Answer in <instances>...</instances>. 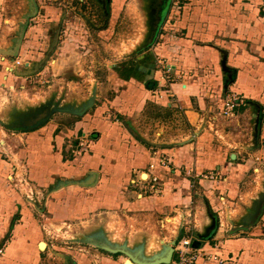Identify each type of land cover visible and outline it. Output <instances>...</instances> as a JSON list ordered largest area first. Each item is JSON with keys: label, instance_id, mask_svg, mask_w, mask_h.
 I'll list each match as a JSON object with an SVG mask.
<instances>
[{"label": "crops", "instance_id": "obj_1", "mask_svg": "<svg viewBox=\"0 0 264 264\" xmlns=\"http://www.w3.org/2000/svg\"><path fill=\"white\" fill-rule=\"evenodd\" d=\"M131 1L22 0L17 15L0 20V85L16 88L7 83L13 78L24 88V78L46 70L53 51L55 63L83 56L87 50L80 49L93 41L91 29L116 27ZM262 1L185 0L176 13L165 0L155 42L136 57L107 65L104 80L94 77L90 111L54 113L34 130L3 131L0 264H63L52 261L60 255L54 249H62L52 232L69 219L105 213L162 223L178 213L183 221L174 241L192 236L201 249L221 245L218 253L237 264H264V213L255 225L242 223L264 195ZM72 25L81 31L73 35ZM20 57L33 61L8 71ZM231 92L246 102L226 119L219 109ZM83 136L89 145L79 152ZM162 157L169 159L167 167L159 165ZM151 163L162 193L139 197L133 181L146 178ZM212 171L221 178L203 177ZM70 248L68 264L127 261L102 248ZM177 259L174 249L168 264Z\"/></svg>", "mask_w": 264, "mask_h": 264}, {"label": "rangeland", "instance_id": "obj_2", "mask_svg": "<svg viewBox=\"0 0 264 264\" xmlns=\"http://www.w3.org/2000/svg\"><path fill=\"white\" fill-rule=\"evenodd\" d=\"M21 2L22 0H0V20L2 16L17 15L20 12L19 4ZM164 2L165 0H132L126 9L128 12H123L116 27L92 30L88 26V29L90 28L92 31L89 38H92L93 41L85 44V48L80 49L81 51L87 50L86 54L78 56L76 60L72 56L70 58L72 61L64 60L55 63L57 55L54 51L51 52L45 62L46 70L35 77L24 78V88H20L19 86L22 85L20 81L13 78L7 83L11 85L14 81L15 85H18L16 88L3 87L1 85L5 84V81L2 80V84L0 83V135L3 131H24L12 130L9 127L21 124L24 119L28 121L30 118L33 119L41 115H36V113L48 112L57 107L80 109L85 106L97 92V81H94V77L98 76V80H104L107 65L118 64L128 58L136 57L155 42L157 24L160 20L158 7H161ZM262 2L259 5V15L264 21ZM71 13L73 16L76 15L74 10ZM70 21L76 22L74 19ZM74 22L70 24H74ZM75 26H69V32L71 31L73 35L81 31ZM85 29L87 30L86 27ZM72 42L78 44L76 41ZM77 49L79 50V48ZM71 55L73 52L67 54L68 57ZM19 60L24 64H18V66L25 65L26 68L30 66V61H33L26 57H20ZM110 95L108 94L109 98ZM55 113L56 115L62 114L61 112ZM260 176L262 177V175ZM260 213L261 210L257 208L256 202L251 209V214L242 220V223L249 225ZM173 216V219L168 218V221L163 223L158 221L161 218L124 213H105V216H96L94 219L91 216L69 219L65 221L67 223L60 225L61 228L57 232H52L53 240L58 247L62 248L54 249L60 255L53 254L52 261L61 263L64 261L65 264H68V260L65 262L64 258L69 255L74 256V254H70V251H74L70 246L103 251L93 243L94 241L112 246H125L141 259L151 260L163 251L165 246L169 247L173 244V239L177 235L175 227L183 221V217L178 213ZM221 217L224 221V213ZM75 240L83 244H79ZM170 241H172L171 244ZM92 244H94V248L91 247ZM115 255L122 259L129 258L124 253H115Z\"/></svg>", "mask_w": 264, "mask_h": 264}, {"label": "built area", "instance_id": "obj_3", "mask_svg": "<svg viewBox=\"0 0 264 264\" xmlns=\"http://www.w3.org/2000/svg\"><path fill=\"white\" fill-rule=\"evenodd\" d=\"M184 2L185 0H171L172 9L174 10V12H179V10L184 6ZM262 12V17L264 18V0L262 2ZM11 63V67H7V70L11 72H13L14 67L18 64H24L21 60H19V58L13 59V62ZM245 102L246 101L243 97L233 92L226 93L224 103L219 109L220 116L226 119H232L236 117L238 110L245 104ZM208 121L210 123H213L214 118L211 117L210 119H208ZM88 145L89 141L86 139L85 136H83L79 142V146L81 147V149H79V152L86 151ZM168 163L169 159L167 157H162L159 161V165L163 167H167L169 165ZM148 168L149 170L148 172H146V178L139 177L138 180L133 181V183L137 185L141 190V192L138 193L139 197H142L147 194L157 195L162 193L161 179L157 175L152 173L156 168V164L151 163ZM203 177L210 179H220L221 174L218 171H212L203 175ZM193 242L194 239L192 236H187L184 234H180L176 238V242L174 245V249H176L178 253V259L176 264H196L199 259H203L207 262H216L218 264H237L236 260L232 257H226L218 253V250L221 248V245L214 244L211 245L212 248L210 249H201L196 248L193 245Z\"/></svg>", "mask_w": 264, "mask_h": 264}, {"label": "water", "instance_id": "obj_4", "mask_svg": "<svg viewBox=\"0 0 264 264\" xmlns=\"http://www.w3.org/2000/svg\"><path fill=\"white\" fill-rule=\"evenodd\" d=\"M3 53H8V52H3ZM145 56V54L143 55ZM141 58V56L139 57ZM94 104V97L82 108L80 109H74L71 107H57L55 109H51L48 112H44V113H36V115L41 114V115H34L36 116L35 118L26 121L25 119L22 120L23 122L21 124H17V125H12L9 128L12 130H25V131H29V130H34L37 127L45 124L46 122L49 121V119L51 118V116L55 113V112H61V113H70L76 116H82L85 114L86 111H88L89 108H91ZM257 208H260L261 213L257 215V217L255 218V220L253 222H251L248 226H252L255 225V223H257L264 211V195L261 197V199L259 200V202L257 201ZM176 239L173 242V244L169 247H164L163 251H161L159 254H157V256H155L153 259L151 260H144L141 259L140 257H138L136 254L131 253L125 246H112L109 245L107 243H102V242H97L94 241L93 243H95L98 247L111 252V253H124L125 255H127L129 258L126 261V264H133V262H135L136 264H168L171 262L173 253H174V245H175ZM193 245L198 248L201 245V242L198 240H195L193 242Z\"/></svg>", "mask_w": 264, "mask_h": 264}, {"label": "trees", "instance_id": "obj_5", "mask_svg": "<svg viewBox=\"0 0 264 264\" xmlns=\"http://www.w3.org/2000/svg\"><path fill=\"white\" fill-rule=\"evenodd\" d=\"M214 234V232H211V235H213Z\"/></svg>", "mask_w": 264, "mask_h": 264}]
</instances>
